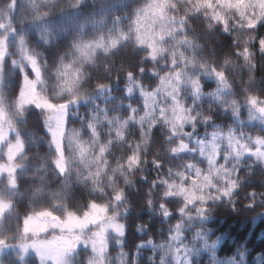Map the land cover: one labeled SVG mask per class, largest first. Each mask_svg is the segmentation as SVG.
Masks as SVG:
<instances>
[{
    "label": "clouds",
    "instance_id": "clouds-1",
    "mask_svg": "<svg viewBox=\"0 0 264 264\" xmlns=\"http://www.w3.org/2000/svg\"><path fill=\"white\" fill-rule=\"evenodd\" d=\"M0 264H264V0H0Z\"/></svg>",
    "mask_w": 264,
    "mask_h": 264
},
{
    "label": "snow or ice",
    "instance_id": "snow-or-ice-1",
    "mask_svg": "<svg viewBox=\"0 0 264 264\" xmlns=\"http://www.w3.org/2000/svg\"><path fill=\"white\" fill-rule=\"evenodd\" d=\"M221 2L231 3V0H221ZM45 106L51 107V105H47L46 103H45ZM95 208L96 206L93 205V209ZM47 215H50V214L46 212H41V213H37L35 218H29V220L25 222V232L32 231L33 233H35V232L43 231L48 225L46 222H42L40 218L47 216ZM99 219L100 217L96 214L95 211H93L91 214H86L85 218L83 219L74 217L71 214H69L67 218H65L63 221H58L57 224L62 229H67L68 232L71 233L73 229L81 228L82 226L88 223H95ZM56 239L61 243L62 246L68 247V246H74L73 242L75 240H78L79 237L73 235L71 239H68L67 237H58ZM41 243H44V242H41ZM50 243H55V241L50 242Z\"/></svg>",
    "mask_w": 264,
    "mask_h": 264
}]
</instances>
